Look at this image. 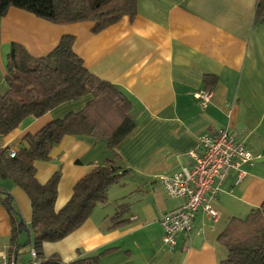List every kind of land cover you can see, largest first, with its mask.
<instances>
[{
    "label": "crops",
    "instance_id": "1",
    "mask_svg": "<svg viewBox=\"0 0 264 264\" xmlns=\"http://www.w3.org/2000/svg\"><path fill=\"white\" fill-rule=\"evenodd\" d=\"M257 0H136V16L123 17L98 34L91 23L54 25L16 8L0 18V93L5 90V60L12 44L35 57L49 53L63 35L74 37L73 51L85 68L121 89L132 101L136 128L113 151L92 138H62L50 159L35 163L36 180L44 184L60 171L54 209L71 197L74 184L106 160L126 173L108 190L107 205L96 206L89 219L64 239L44 243L42 262L61 264L111 249L100 264H222L226 249L218 234L231 217L243 218L264 200V21L254 22ZM213 75L212 96L204 109L193 98ZM209 90V91H210ZM85 99L63 104L42 117L25 119L0 137V148L18 149L21 138L48 122L79 111ZM226 129L259 159L244 166L238 180L231 171L217 197L209 202L218 213L195 214L190 238L179 236L173 250L163 247L158 221L180 207L156 181L191 165L188 152L205 134ZM28 232L14 264L30 260L33 235L26 195L0 177ZM124 204L125 225L110 228L116 205ZM11 224L0 206V257L9 249ZM1 264V259H0Z\"/></svg>",
    "mask_w": 264,
    "mask_h": 264
},
{
    "label": "trees",
    "instance_id": "2",
    "mask_svg": "<svg viewBox=\"0 0 264 264\" xmlns=\"http://www.w3.org/2000/svg\"><path fill=\"white\" fill-rule=\"evenodd\" d=\"M10 8L27 12L54 25L91 23L98 34L123 17L136 16V0H0V18ZM254 22L264 21V0H257ZM74 37L63 35L46 55L35 57L22 45L12 44L5 60V90L0 93V137L14 131L25 119L39 118L55 108L85 99L84 106L54 119L37 132L25 134L10 158L8 148H0V177L10 180L27 197L30 206L32 248L38 258L44 243L57 242L80 228L96 206L107 205L108 190L126 173L117 161L106 160L92 168L73 186L70 199L54 209L60 171L44 183L36 180L37 162H46L65 136L102 141L113 151L136 128L131 99L117 86L90 73L73 51ZM213 75L204 77V89L210 90ZM211 91V90H210ZM0 206L6 211L11 232L8 260L14 259L25 244L18 235L28 230L14 205L12 195L0 188ZM124 204L116 205L110 228L125 225ZM226 249L222 264H264V200L243 218L231 217L218 234ZM111 249L78 258L69 264H100ZM40 260V259H39ZM41 264H61L53 257Z\"/></svg>",
    "mask_w": 264,
    "mask_h": 264
},
{
    "label": "built area",
    "instance_id": "3",
    "mask_svg": "<svg viewBox=\"0 0 264 264\" xmlns=\"http://www.w3.org/2000/svg\"><path fill=\"white\" fill-rule=\"evenodd\" d=\"M212 92L198 89L193 98L200 109L209 103ZM197 146L188 152L191 165L181 168L172 175L155 177L165 195L180 199L179 208L160 217L158 224L162 230L161 242L167 250H173L179 236L190 238L195 214L202 209L212 222L218 221L217 211L209 205L217 197L222 184L231 171H236L238 180L245 172L244 166H252L258 155L252 154L243 143L236 141L226 129H219L214 134H205L198 138ZM15 149H9L10 158L15 156ZM30 260L27 264H41L36 251L30 249ZM1 264H14L6 255L0 257Z\"/></svg>",
    "mask_w": 264,
    "mask_h": 264
},
{
    "label": "rangeland",
    "instance_id": "4",
    "mask_svg": "<svg viewBox=\"0 0 264 264\" xmlns=\"http://www.w3.org/2000/svg\"><path fill=\"white\" fill-rule=\"evenodd\" d=\"M100 143H102V141L100 142ZM6 212V211H5ZM26 246V245H25ZM25 246H23V247H25ZM102 260V259H101ZM102 262V261H101Z\"/></svg>",
    "mask_w": 264,
    "mask_h": 264
}]
</instances>
